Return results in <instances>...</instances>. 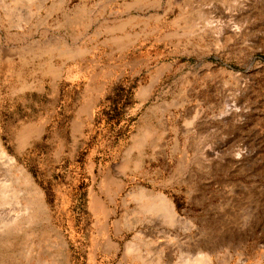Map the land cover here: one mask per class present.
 I'll return each mask as SVG.
<instances>
[{
  "label": "rangeland",
  "instance_id": "374dc122",
  "mask_svg": "<svg viewBox=\"0 0 264 264\" xmlns=\"http://www.w3.org/2000/svg\"><path fill=\"white\" fill-rule=\"evenodd\" d=\"M0 145V264H264V0H0Z\"/></svg>",
  "mask_w": 264,
  "mask_h": 264
},
{
  "label": "bare ground",
  "instance_id": "6f19581e",
  "mask_svg": "<svg viewBox=\"0 0 264 264\" xmlns=\"http://www.w3.org/2000/svg\"><path fill=\"white\" fill-rule=\"evenodd\" d=\"M211 22H206V30L207 32H211L214 34H220L221 36L226 35V30L224 28L221 27H215L213 28L212 26H210ZM219 36V35H218ZM8 54H10L8 52ZM0 161L3 162V164L6 167V171L8 172L9 168L11 167V165L13 164V160L10 157H7L6 154L4 153V150L2 149L1 145H0ZM2 164V165H3ZM1 167V166H0ZM3 167V166H2ZM3 169V168H2ZM4 170V169H3ZM1 180V179H0ZM7 183V182H6ZM10 186V185H9ZM8 184H5V186H2V188L0 189V195L1 197H10L9 193L11 192L9 189ZM10 191V192H9ZM157 201L159 202L156 206L151 205L149 208H151V210H153V212H160L162 217L168 222V223H173V222H177V217L175 216L174 213V209L172 208V205H170L166 199L164 197H158ZM8 206V205H7ZM4 208V207H3ZM26 211V210H25ZM9 213V212H8ZM12 213V212H11ZM24 213V212H23ZM1 214L3 215V213L1 212ZM18 214V213H17ZM21 214V213H20ZM1 215V216H2ZM11 216L9 217H0V236L3 237H8L11 235L12 233V227L16 226L18 224L17 222V218L18 215H13L10 214ZM13 215V216H12ZM28 217V216H27ZM26 218V217H25ZM179 218V217H178ZM21 220V219H20ZM29 220V219H28ZM27 220V221H28ZM26 221V220H25ZM24 225V224H23ZM191 255V254H190ZM207 256V255H206ZM204 254L198 253L195 257H188L185 261L184 264H208V259ZM53 258V257H52ZM27 259V258H26ZM7 262H9L8 264H10L11 259L4 260V264H7Z\"/></svg>",
  "mask_w": 264,
  "mask_h": 264
}]
</instances>
